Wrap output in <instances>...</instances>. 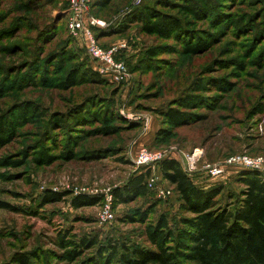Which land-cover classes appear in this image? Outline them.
<instances>
[{
    "label": "rangeland",
    "instance_id": "obj_1",
    "mask_svg": "<svg viewBox=\"0 0 264 264\" xmlns=\"http://www.w3.org/2000/svg\"><path fill=\"white\" fill-rule=\"evenodd\" d=\"M97 1L86 21L102 22L91 32L104 50L117 48L113 56L127 69L124 79L99 71L70 27V0H0V119L16 128L12 141L0 146V264H20V255L31 264H119L99 260L94 248L64 247L62 238L97 236L102 243L153 247L144 235L146 223L131 220L137 208L154 206L150 220L165 214L171 226H181L180 218L191 214L180 208L174 186L156 167L171 195L148 187L146 197L112 200L114 219L99 222L107 193L140 170L134 158L142 147L166 152L182 166L184 155L197 154V168L235 155H264V0H217L216 8L199 14L191 8L204 0H144L142 7L150 4L184 21L180 35L166 36L143 30L136 20L142 7L133 0ZM203 38L212 39L205 51L187 53L190 41ZM88 66L102 81L82 74ZM77 68L76 85L59 87ZM197 82L205 86L200 91ZM188 94H198L201 102L188 108L193 121L170 129L161 110L181 108L178 99ZM27 104L37 105L36 122L18 114ZM161 128L171 134L159 135ZM39 153L55 159L41 163ZM2 158L19 163L4 165ZM235 169L241 168L214 179L200 169L191 176L204 187L220 186L221 205L233 209L245 188ZM48 191L63 197L45 203ZM85 195L100 200L72 204ZM70 248L81 256L70 260Z\"/></svg>",
    "mask_w": 264,
    "mask_h": 264
},
{
    "label": "trees",
    "instance_id": "obj_2",
    "mask_svg": "<svg viewBox=\"0 0 264 264\" xmlns=\"http://www.w3.org/2000/svg\"><path fill=\"white\" fill-rule=\"evenodd\" d=\"M95 5L102 6L105 2L98 0ZM216 5H218L217 0H208V2L204 0L203 3L196 1L191 11L199 14L205 8H216ZM185 7L189 9L188 5ZM136 18L137 21L142 22L143 30L147 33L162 36L180 35V32L186 28L183 20L157 12L150 4L143 6ZM238 26L241 27V25ZM211 41L212 39L206 40L205 38L190 41L186 51L187 53L205 51ZM149 54L155 55L153 50H150ZM79 73L78 68L71 70L66 78L61 80L59 87L70 88L76 85ZM82 74L102 81L99 79L100 72L89 66L83 69ZM204 87L197 82V90L200 91ZM200 104L198 94H188L178 99L177 105L181 108L170 106L161 111L169 128L173 129L190 124L194 113L189 112L188 108ZM39 112L37 105L27 104L19 108L18 114L22 119H28L27 121L32 119L36 122L37 117L41 116ZM83 116L84 113H81L76 116V119L79 120ZM57 121L62 120L57 119ZM104 128L106 131L111 130L106 125ZM169 128H161L158 134L170 135ZM15 129L12 120L0 119L1 147L12 141ZM90 153H95V151H90ZM69 155L72 154H64V156ZM54 159V156L46 153H39L36 158L41 163H51ZM1 163L18 165L19 162L2 158ZM156 168L163 178L174 186L181 201L180 208L191 214V216L180 218L181 226H171L165 214H161L155 222L150 220L154 206L148 209L137 208L131 220L136 217L138 221L146 223L144 235L153 247L111 239L102 243L97 236H85L79 242L75 240L69 242L62 238V245L67 248L71 245L84 246L86 249L94 248V255L99 260L119 264H264L263 173L258 170L235 169L239 182L243 183L245 188L241 190L242 198L239 204L232 209L221 205L218 198L222 191L220 186L207 188L200 185L191 174L185 171L177 158H165L156 164ZM139 169L122 186L114 188L112 195L115 204L129 203L148 195L147 179L152 168L145 166ZM62 197V193L48 191L44 196V201L45 203L58 201ZM99 200L97 197L77 196L72 204L75 207L95 205ZM81 254L82 252L77 248H70L67 256L70 260H76ZM17 259L20 264H31L25 255H20Z\"/></svg>",
    "mask_w": 264,
    "mask_h": 264
},
{
    "label": "built area",
    "instance_id": "obj_3",
    "mask_svg": "<svg viewBox=\"0 0 264 264\" xmlns=\"http://www.w3.org/2000/svg\"><path fill=\"white\" fill-rule=\"evenodd\" d=\"M92 0H70V27L74 31L78 38L84 42L86 49L95 61L99 71L101 73L114 75L116 79H124L127 75L126 67L114 59V51L116 47L111 50H104L95 41V38L91 32V26L101 24L102 22L95 17H91L86 21V17L89 15ZM144 0H133L134 6H141ZM166 152L151 151L146 147L139 149L134 158V164L136 168H142L149 166L152 168V172L147 179V185L150 188L155 189L159 195L167 197L172 194V189L164 187L159 180L161 177L154 170L156 164L163 159L167 158ZM185 158V166L183 168L189 174L196 170H202L206 176L210 178H218L222 175H227L229 168H244L251 170H258L264 174V155L249 156V155H235L225 160L208 163L201 168L195 166L197 154L193 156H183ZM113 195L107 193L106 201L101 205V210L98 215L99 222L106 224L114 219V212L112 208Z\"/></svg>",
    "mask_w": 264,
    "mask_h": 264
}]
</instances>
